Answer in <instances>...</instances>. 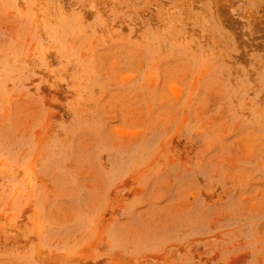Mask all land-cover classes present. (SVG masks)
Instances as JSON below:
<instances>
[{"label": "rangeland", "instance_id": "374dc122", "mask_svg": "<svg viewBox=\"0 0 264 264\" xmlns=\"http://www.w3.org/2000/svg\"><path fill=\"white\" fill-rule=\"evenodd\" d=\"M0 264H264V0H0Z\"/></svg>", "mask_w": 264, "mask_h": 264}]
</instances>
